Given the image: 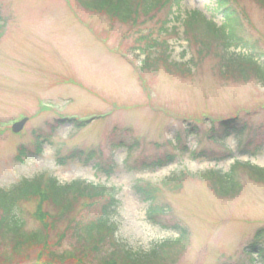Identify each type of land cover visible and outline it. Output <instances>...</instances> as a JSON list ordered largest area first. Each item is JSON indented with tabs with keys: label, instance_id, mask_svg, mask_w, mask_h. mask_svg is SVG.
<instances>
[{
	"label": "rangeland",
	"instance_id": "374dc122",
	"mask_svg": "<svg viewBox=\"0 0 264 264\" xmlns=\"http://www.w3.org/2000/svg\"><path fill=\"white\" fill-rule=\"evenodd\" d=\"M169 1L126 24L77 0H0V190L39 179L49 197L48 177L60 185L105 184L119 194L116 237L133 251L145 253L178 238L171 228L177 225L186 240L171 248L180 247V253L170 264H263L256 252L248 261L247 252L258 231L257 249H264V182L241 170L240 191L224 198L204 174L227 173L233 165V159L219 158L226 151L208 139L210 129L232 118L246 131L224 140L228 154L264 168V86L252 76L224 73L222 44L200 45L186 34L189 13L223 24L214 0ZM228 1L244 36L264 54V9L255 0ZM22 119V130L13 134L12 124ZM128 147L133 151L126 166ZM174 151L173 163L152 172L140 168ZM91 152L94 158L81 162ZM200 152L207 157L194 160L191 154ZM173 174L179 182L165 186ZM139 184L160 189L164 226L146 219L147 204L134 191ZM25 199L18 203L26 229L40 228L42 215L46 244L22 251L21 264L60 253L68 245L57 239L63 229L71 231L73 219L86 222L94 214L87 201H78L54 228L56 205ZM14 254L0 246V264L19 263ZM82 259L97 264L98 254Z\"/></svg>",
	"mask_w": 264,
	"mask_h": 264
},
{
	"label": "trees",
	"instance_id": "16d2710c",
	"mask_svg": "<svg viewBox=\"0 0 264 264\" xmlns=\"http://www.w3.org/2000/svg\"><path fill=\"white\" fill-rule=\"evenodd\" d=\"M214 1L217 3L218 10L223 18L221 27L215 26L210 20H206L199 15V13H187L186 34H192L194 43H199L200 41V45L213 44L214 42L222 44L223 48L220 56L222 71L237 77L245 76L246 79L252 76L259 84L264 86V54L242 33L239 17L229 1ZM255 1L264 9V0ZM78 2L97 9L100 14H104L111 20L126 24L141 13L144 15L150 14L160 4L162 5V2L166 4L171 3L169 0H78ZM169 14L170 16L172 15V13ZM170 16L167 15L165 18L167 19ZM1 36L0 27V38ZM188 42L191 43L190 41ZM230 49H240L245 51L246 55L231 53ZM67 121L70 123L74 122L72 120ZM73 127L77 126L73 125ZM245 128L242 125L238 126V119H224L218 123V129H210L208 135L209 140L215 144H219L226 151L227 154L220 156V159L234 160L233 165L227 173H223L220 170H208L204 174L207 181L213 185L216 194L224 198L234 197L240 191L238 175L241 170L248 172V176L252 181L264 182V168H258L248 163H237L235 156L232 155L233 153L228 154L230 150L224 147L223 142L230 134H236L240 137L246 131ZM194 130L192 128L191 132H194ZM187 131L190 132V130ZM174 147L172 148L171 146L173 150H178L177 145ZM127 149L128 153L124 161L126 166L130 164L129 155L133 151L132 147H128ZM39 151L40 146L38 148ZM182 151H188L186 145L182 148ZM240 152L242 153L241 155H248L242 149ZM73 153L79 154L81 152L73 151ZM75 155L77 154L71 156ZM93 155L94 153L92 152L87 154V158L81 162H89L94 158ZM191 155L194 160L207 157L203 152L192 153ZM176 157L175 151L165 153L162 157L149 163L143 161L140 168L152 172L173 163ZM212 159L216 158L213 157ZM58 162L61 164L60 159ZM95 166L97 167V165ZM134 169L136 168L134 167L132 170ZM179 180L180 176L173 174L164 179L163 183L167 186L171 183L177 184ZM38 181L39 179L24 180L10 190H0V246L13 251L15 253V257L13 258L18 259L20 264L21 262H25L24 259L26 258L22 254V251L34 245L42 246L46 244V225L41 218L42 215L38 218L41 226L35 230H27L25 221L22 215H20L21 209L18 202L26 200V197L38 198V202L41 204L50 200V202L56 205L57 211L54 213V228L57 221L61 218H66L69 211L74 209L78 201H87V210L89 212L94 211L91 219L88 220L87 218L86 222L73 219L72 230L69 231L64 228L58 235L57 239L60 240V243L63 239L64 241L67 239L68 244L60 253H50L43 263L36 261L30 264H85L82 257L93 253L98 254L97 264H170V262L177 259L180 253V247L176 250H171V248L185 243V230L175 225V227L171 228L178 233V238L165 241L145 253L140 251L135 252L116 237V225L113 222V217L120 204L116 188L107 187L105 184L84 183L83 181H72L69 184L60 185L55 179L48 177L47 181H49L51 193L49 197H46L45 194L42 195ZM134 191L141 201L147 204L146 219L148 222L153 225L164 226L165 224L160 221L163 220L160 216L167 211L165 205L159 202L160 189L153 186L150 187L148 184H139L135 185ZM39 213H42L41 205L37 216ZM44 219L46 218L44 217ZM262 232L258 231L256 233V240L249 246L250 251L247 252V255L250 257L247 258L248 261L252 262L251 253L256 252L257 257L259 256L264 264V249H257L259 240L262 238V235H260ZM42 256L40 255L39 258ZM8 260L13 261L10 257H8Z\"/></svg>",
	"mask_w": 264,
	"mask_h": 264
},
{
	"label": "water",
	"instance_id": "95a60500",
	"mask_svg": "<svg viewBox=\"0 0 264 264\" xmlns=\"http://www.w3.org/2000/svg\"><path fill=\"white\" fill-rule=\"evenodd\" d=\"M25 123H26V120H23V121H21L20 123L14 125V126H13V131H14L15 133L19 132V131L23 128V126H24Z\"/></svg>",
	"mask_w": 264,
	"mask_h": 264
}]
</instances>
